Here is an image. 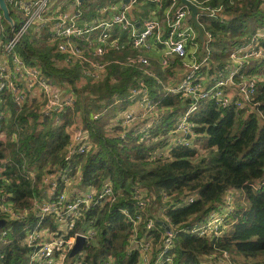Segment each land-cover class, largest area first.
<instances>
[{
  "label": "built area",
  "instance_id": "2783aa9c",
  "mask_svg": "<svg viewBox=\"0 0 264 264\" xmlns=\"http://www.w3.org/2000/svg\"><path fill=\"white\" fill-rule=\"evenodd\" d=\"M187 1L200 9L196 20L204 33L203 46L190 9L181 0H4L9 16L4 17L0 6V99L3 97L0 102L4 103L0 110V141L7 139L2 121L10 115L8 101L17 113L38 101L39 123L49 118L55 126L61 125V114L75 104L74 89L82 87L85 77L91 82L102 80L108 66L116 63L140 69L144 75L155 79L164 95H177L186 101L184 113L166 134L169 135L166 140L172 138L167 141L168 149L185 146L203 152L194 140L197 134L190 117L199 104L208 99H214L219 107L230 103L237 108L249 106L264 121L257 108L259 102L253 100L257 84L264 81V73H246L249 67L264 68V26L248 39L235 42L223 66L212 65L210 43L213 37L198 19L199 16L224 17L225 6ZM141 3L153 5L155 9H150L147 16L133 18V12ZM12 11L21 16L19 24L12 18ZM28 33L45 37L52 52L60 56L55 61L57 64L79 65L83 79L75 81L74 87L68 82L61 86L44 74L38 59L27 62L16 48ZM115 51L127 54L122 58L106 57ZM152 61L158 63L163 77L154 74L150 68ZM177 66L183 72L176 81L168 71ZM203 76L209 78L208 85L204 84ZM228 86H235L241 98L232 100ZM127 99L129 106L116 118L121 119L124 128L145 120L156 108L162 109L150 96V88L143 79L128 88ZM103 112L92 113V119H98ZM152 127L151 123L140 126L136 131L140 141L162 139V134H150ZM67 133L69 139L61 156L64 166L54 164L44 170L22 166L19 176L12 179L6 174L10 158H0V219L5 221L0 227V264L4 262V249L12 242L9 233L15 222L27 223L24 235L18 240L24 250V264H87L85 248L96 245L99 233L87 213L96 208L108 207L123 214L129 225L124 249L127 256L135 254L134 264H176L173 249L179 231L217 241L228 230V216L235 208V189H227L218 208L201 219L195 220L193 216L175 224L167 210L192 203L197 198L196 191L175 196L158 190L150 196L143 186L134 183L125 197L124 190L115 188L110 180H105L98 188L82 186L81 164H76L73 170L68 163L74 155L86 154L93 143L88 139V130L80 125H71ZM15 134L12 133L11 140H16ZM119 135L122 137L123 132ZM20 177L33 188L29 204L23 208L14 205L9 189L12 181L18 183ZM71 180L79 181V185L69 186ZM263 184L264 178L251 187L257 190ZM121 198L131 205V210L126 206L115 207ZM77 236L84 237V243L80 251L70 257ZM213 247L211 253L202 255L200 264H236L227 249ZM105 264H114V258L108 257Z\"/></svg>",
  "mask_w": 264,
  "mask_h": 264
},
{
  "label": "trees",
  "instance_id": "16d2710c",
  "mask_svg": "<svg viewBox=\"0 0 264 264\" xmlns=\"http://www.w3.org/2000/svg\"><path fill=\"white\" fill-rule=\"evenodd\" d=\"M203 1L211 6H225L224 17L199 16L198 19L204 27L208 26L205 29L210 31L213 37L210 43L211 64L217 62L222 66L226 39H232L231 43L235 44L240 36L245 35L249 29L248 19L254 18L259 26L264 25V0ZM41 37L33 33L24 36L16 48L17 51L27 62L38 59L44 74L53 83L62 86L64 82H68L73 86L75 81L83 79L79 65L59 66L55 61L60 56L53 53L46 41H41ZM125 54V51H115L106 57L122 58ZM150 68L155 75L162 77L159 65L152 61ZM253 69L249 67L246 73H252ZM139 79L146 82L150 88V96L164 112L162 121L150 130L151 135H166L179 114L185 110V100H181L177 95H164L155 79L144 75L136 67L116 63L108 66L107 74L98 82H91L85 77V84L79 89H74L76 101L73 107L83 109L85 128L89 132L93 147L86 154L74 155L68 163L73 170L76 164H81L82 186L92 185L98 188L105 180H110L115 188L124 190L125 197L134 183L143 186L150 196L158 190L175 196L183 190L196 191L197 198L192 203L167 210V215L175 224L185 222L193 216L195 220L201 219L218 208L227 189H238L247 203L238 204L228 216L227 223L230 225L224 236L215 241L179 231L174 241L175 262L200 264L202 255L211 253L213 246L249 258L263 252L264 184L257 190L251 185L264 178V121L256 111L247 110L246 115L242 116L246 109L237 108L233 103L219 107L214 99L202 101L190 120L195 124L194 132L199 135L194 140L200 144L202 151H208V155L192 164L191 161L199 151L195 148L175 146L167 150L166 156L169 160L162 162L157 156L163 154L157 152L161 147L167 146L166 139L148 143L140 141L135 129L137 123L124 128L121 119H116L114 131L106 134V121L102 117L113 115L118 118L119 112L125 110L129 104L128 88L135 85ZM5 99L8 100L7 97ZM253 100L259 102L257 108L264 116V81L257 84ZM7 104L10 107V115L2 123L8 136L6 141H0V158L9 157L11 160L7 164V176L13 179L19 176L22 166L39 168L46 161H56V164L64 166L62 157L59 158L57 154L69 138L66 131L68 117L63 125L55 126L53 119L49 118L39 123L30 106L17 113L10 101ZM3 105L4 103L0 102V110ZM90 111L104 112L94 120L92 113L88 116ZM66 113L67 111H64L61 117L65 118ZM27 115L33 116L34 123L28 122ZM38 126L44 128L37 133L35 129L40 128ZM120 132H123L122 137ZM12 133H16V140L9 138ZM9 189L13 193L12 200L16 207L23 208L29 204L33 191L29 181L20 177L18 183L12 181ZM115 205L132 209L122 198ZM87 218L92 219L99 230L96 245H88L85 248L87 264H105L110 256L114 258V264L135 263V254L127 256L124 249L129 225L119 210L96 208L87 213ZM25 225L26 222L14 223L9 233L12 242L3 252V264H24V250L19 247L18 240L24 235ZM79 225L78 223L77 227Z\"/></svg>",
  "mask_w": 264,
  "mask_h": 264
},
{
  "label": "rangeland",
  "instance_id": "374dc122",
  "mask_svg": "<svg viewBox=\"0 0 264 264\" xmlns=\"http://www.w3.org/2000/svg\"><path fill=\"white\" fill-rule=\"evenodd\" d=\"M63 1H67V0H59V2H63ZM200 1H203V0H200ZM102 2H109V0H102ZM55 6V5H54ZM150 9H155V7L153 6V5H150V4H147V3H141L140 5H138V10H136V11H134L133 12V18H137V17H140V16H147V14H148V11L150 10ZM145 13V14H144ZM11 15H12V18L14 19V21L17 23V24H19L20 23V21H21V16L19 15V14H17V13H15V11H12L11 12ZM264 21V20H263ZM247 24H249V29L247 30V33L245 34V35H242V36H240V38H238L237 39V41H239L241 38L242 39H248L250 36H251V34L255 31V30H259V29H261L264 25L262 24V26H259L258 24H257V21L256 20H254V18H252L251 20H247ZM205 27L206 28H208V26H206L205 25ZM29 32H31V31H29ZM28 35H31L30 33H28ZM30 37V36H29ZM42 39H41V41L43 40L44 42H45V37L44 36H42L41 37ZM37 39H39V38H37ZM227 40V43H226V48H225V53H224V56L222 57V66H223V64H225L226 62H227V54H228V51L229 50H233L234 48H235V45L233 44V43H231L232 42V39H226ZM42 41V42H43ZM48 49V48H47ZM153 62H155V61H153ZM155 63H157V62H155ZM217 63V62H216ZM158 64V63H157ZM59 66H64V65H60V64H58ZM217 65H219L218 63H217ZM260 71H262L263 73H264V68H262V67H258V66H256L255 68H254V71L253 72H260ZM249 73L250 75H257L258 73H256V74H254V73ZM157 73L159 74V71H157ZM168 73H170V71L168 72ZM85 84V83H84ZM83 84V85H84ZM39 102L38 101H36V103H34V102H32L31 103V105H30V109L31 110H33V112L34 113H36V117L38 118V114H37V110H38V107H39ZM129 106V104L127 105V107ZM126 107V108H127ZM83 109H76L75 107H72V108H68V110L67 109H65V111H67V113H66V115H65V118L64 117H61V120H62V122H61V125H63L64 123H65V120L67 119V117H68V123H66L67 125H66V131H67V128L68 127H70L71 125H75V126H78V125H80V126H82V127H85V125H86V120H85V116H84V113H83V111H82ZM124 111V110H123ZM122 111V112H123ZM126 111V110H125ZM185 111V110H184ZM184 111L182 112V113H180L179 114V116H181L183 113H184ZM109 112V111H108ZM116 112V111H115ZM122 112H119V115L120 116H122ZM90 113H92V111H90L89 112V115L88 116H90ZM246 113H247V110L245 111V112H243V114H242V116H245L246 115ZM106 115H104L102 118H104V120L106 121L105 123H106V134L108 133V134H110V132L113 130L114 131V129H113V127L115 126V125H117L116 124V118L115 117H113V115L111 116V115H108V116H106ZM178 116V117H179ZM177 117V118H178ZM27 118H28V122L29 123H34V121H35V119L33 118V116L32 115H27ZM175 123V122H174ZM237 123H239L238 121H237ZM236 123V124H237ZM131 126H133V124H131V125H129V127H131ZM38 127H40V128H38V129H35V132H37L38 133V131H40L41 129H43L44 127H41V126H38ZM136 129V131L139 129L138 128V126L135 128ZM69 130V129H68ZM6 133L8 134V132H7V130H6ZM104 133H105V131H104ZM158 134H160L161 135V133H158ZM8 136V135H7ZM11 136H12V134H10V136H9V138H11ZM15 136H16V134H15ZM88 136H89V132H88ZM169 135H166V136H162L161 135V137H162V139L161 140H164L165 139V137H168ZM199 135H197L196 136V139H197V137H198ZM69 139V138H68ZM88 139H90V137H88ZM199 146H200V144H198ZM65 146V145H64ZM64 148V147H63ZM63 148H62V150L61 151H59L58 152V156H59V158H61V156H62V151H63ZM167 148L168 147H161V149H159L158 151H160V152H162V151H164V150H167ZM204 152H202V153H200L199 154V152H198V155H196V158L194 159V160H192L191 162H192V164H196L197 163V159H201L202 157H205V156H207L208 155V151H205V150H203ZM167 154H164V155H161V156H157V158H160L161 160H163L162 162H165V161H167V160H169L168 159V156H166ZM156 157V156H155ZM152 158H154V156H152ZM56 162V161H55ZM55 162H48V161H46V162H44L43 164H42V166H40L38 169H40V170H44V169H46V168H48V167H50V166H52V165H54V164H56ZM184 189H190V188H184ZM187 191H190V190H183V192L182 193H184V192H187ZM181 193V194H182ZM180 195V194H179ZM243 194H242V192L240 191V190H236V197H235V205H238V204H242L243 203V201L245 200V198H243V196H242ZM246 203H247V201H245ZM227 225L229 226L230 225V223H227ZM262 253H264V251L263 252H260V253H257L256 254V256H254V257H251V258H249V257H246V256H244L243 254H240V253H233L232 255H233V260L236 262V264H264V254H262Z\"/></svg>",
  "mask_w": 264,
  "mask_h": 264
},
{
  "label": "crops",
  "instance_id": "0c3cea01",
  "mask_svg": "<svg viewBox=\"0 0 264 264\" xmlns=\"http://www.w3.org/2000/svg\"><path fill=\"white\" fill-rule=\"evenodd\" d=\"M157 64V63H156ZM158 65V64H157ZM172 71H170V73H168L169 75H172V79L173 80H178L180 77H181V75H182V72H183V69L181 68V67H179V66H177V67H173L172 69H171ZM169 72V71H168ZM162 77H163V73H162ZM203 81H204V84L205 85H208L209 84V78L207 77V76H203ZM227 90L229 91V94H230V97H231V99L232 100H235V99H238V98H241V95L238 93V91H237V89H236V87L235 86H228L227 87ZM130 108H135V106H130ZM246 110H249V111H253V109L251 108V107H247V106H245L244 107ZM163 117H164V112H163V110L162 109H160V110H158L157 108H156V110H154L153 112H151V113H149L147 116H146V118H145V120H141V121H138V122H136L137 123V126L140 128V126H142V125H144V124H146V123H151V125L152 126H154V125H156L158 122H160V121H162V119H163ZM135 124V123H134ZM196 138V137H195ZM172 138L171 137H169V138H167V140L166 141H170ZM165 147H167V146H165ZM167 150H168V148H167ZM167 150H164V151H162V152H159L160 154L162 153L163 155L164 154H167L168 152H167ZM74 185H79V181H77V180H71V184L69 185V186H71V187H74ZM243 196V198H245L244 197V195H242ZM246 199L243 201V203H242V205L244 204H246ZM238 205H235V207H237ZM228 228H229V226H228ZM262 254H264V253H262ZM232 255V254H231ZM264 256V255H263ZM233 257V256H232ZM234 258V257H233Z\"/></svg>",
  "mask_w": 264,
  "mask_h": 264
},
{
  "label": "water",
  "instance_id": "95a60500",
  "mask_svg": "<svg viewBox=\"0 0 264 264\" xmlns=\"http://www.w3.org/2000/svg\"><path fill=\"white\" fill-rule=\"evenodd\" d=\"M182 3L186 4L189 9H190V17L194 23V25L197 27L198 29V32H199V39L202 43V46L204 45V33H203V30L202 28L199 26L197 20H196V14L197 12H199L200 9H198L197 7H195L194 5H192L190 2H188L187 0H181ZM0 6L3 10V13H4V17L6 19H8V9L6 7V4L4 2V0H0ZM159 224H162L161 222H158ZM5 225V221L3 219H0V227ZM83 243H84V237L82 236H77L76 237V241H75V244L72 248V250L70 251V254L69 256H73L75 255L78 251H80V249L82 248L83 246Z\"/></svg>",
  "mask_w": 264,
  "mask_h": 264
},
{
  "label": "bare ground",
  "instance_id": "6f19581e",
  "mask_svg": "<svg viewBox=\"0 0 264 264\" xmlns=\"http://www.w3.org/2000/svg\"><path fill=\"white\" fill-rule=\"evenodd\" d=\"M27 61V60H26ZM5 131H6V129H5Z\"/></svg>",
  "mask_w": 264,
  "mask_h": 264
}]
</instances>
